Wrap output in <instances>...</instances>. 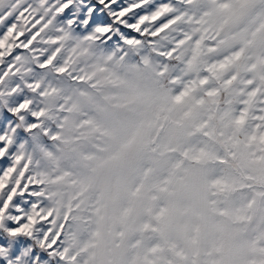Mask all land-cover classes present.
<instances>
[{
    "label": "clouds",
    "instance_id": "clouds-1",
    "mask_svg": "<svg viewBox=\"0 0 264 264\" xmlns=\"http://www.w3.org/2000/svg\"><path fill=\"white\" fill-rule=\"evenodd\" d=\"M34 2L0 0V30L33 13L26 40L0 43V128L30 162L25 215L39 208L47 222L15 233L0 219V264H134L128 240L145 216L184 264H264V201L230 198L234 170L255 154L236 141L252 104L241 73L252 64L264 90V48L231 59L241 41L223 0L181 13L175 43L89 26L82 0L59 16Z\"/></svg>",
    "mask_w": 264,
    "mask_h": 264
},
{
    "label": "rangeland",
    "instance_id": "rangeland-1",
    "mask_svg": "<svg viewBox=\"0 0 264 264\" xmlns=\"http://www.w3.org/2000/svg\"><path fill=\"white\" fill-rule=\"evenodd\" d=\"M213 2L215 0H193V4L189 5L187 0H122V6H127L130 11L133 5H135L137 11H143L140 18L136 20L132 28L133 31H136L137 28L140 31H143L145 28L152 32L159 31L161 35H167L168 41L175 43L174 37L183 28L182 21L177 19L181 13L186 14L183 19L187 20L188 15L198 11L200 7ZM38 4L39 0H35L33 8ZM44 7L49 8L50 12H56L57 9L63 7V4L62 2L57 4L56 0H47ZM221 7L231 10L232 30L229 34L232 39L241 41V43L237 44L231 59L240 60L248 48H251L253 45H256L257 48H264V0H223ZM42 14L43 12L41 11ZM60 14L62 12L57 13L58 16ZM32 16L33 13L30 9L28 13H25L19 19V23L10 33L6 29L0 30L5 33L0 38L5 48H7L9 43H12L13 47H15L16 43L20 39H23L21 36L28 32ZM162 18H165L167 22H162ZM177 25L179 27H177L176 32L170 31L171 26ZM157 43L158 46H163L165 41H158ZM2 50L0 49V51ZM250 58L254 59V57ZM2 59L4 58L0 57V60ZM4 70L6 71L7 68ZM253 71H255L253 65L248 64L241 73L243 79L240 85V95L245 100L249 96H252V104L249 107L245 124L249 128V131L238 134L236 141H245L249 145L250 152H254L255 154L243 160L239 167L234 170V180L232 182L233 191L230 194V198L237 203L248 202L255 205L264 201V169L259 167L252 168L250 166L251 164L259 165L264 163V135H261L260 129L256 127L258 124L264 125V119H262L264 118V90L254 87L257 80L252 79ZM0 76H3V71H0ZM260 78L264 77H257V79ZM0 90H3V84H0ZM245 107L248 106L244 103H239L236 106V115L240 116ZM253 130H255L256 134H253ZM0 152H6L10 161V167L5 175L0 177V197H18L22 195L21 182L25 180L26 173L29 171L30 162L26 157L18 158V152L10 153L9 148L2 149ZM215 163L223 164L225 161L217 158ZM217 171L223 175L219 169ZM30 184L31 180L27 177L24 189L26 190L27 185ZM9 185L13 186V191H7ZM225 185L226 181L221 180L219 182L221 188L225 187ZM7 203L10 204L11 200L9 199ZM28 211L31 212V209ZM38 212L39 208H36L35 212L28 215L27 223L21 225L23 231L25 229L32 231L47 222L43 214L36 215ZM5 216L10 217V220L13 219L8 214L7 209L0 211V219ZM140 228H142V231L136 229V226H134L135 230H133L128 240V247L134 252V264H184L185 260L188 259L180 248H174L171 242H166V237L162 233L156 220L149 221L148 217L145 216L140 221Z\"/></svg>",
    "mask_w": 264,
    "mask_h": 264
},
{
    "label": "snow or ice",
    "instance_id": "snow-or-ice-1",
    "mask_svg": "<svg viewBox=\"0 0 264 264\" xmlns=\"http://www.w3.org/2000/svg\"><path fill=\"white\" fill-rule=\"evenodd\" d=\"M63 7L60 8V12H65L67 9L73 7L75 0L70 3L69 0H61ZM82 14L81 20H87L89 26H95L101 31L109 32L112 29H119V31L127 36L132 31L136 20L140 18L143 11H137L135 5L129 11L127 6H122V0H82ZM127 12V15H126ZM25 13H17V20L24 16ZM3 23V21H0ZM16 26L15 22L8 25L6 31L10 33ZM4 31H0V38L4 36ZM23 39L28 37L25 34L21 36ZM2 43V40H0ZM8 141L7 134L0 128V150L5 149V143ZM10 167V161L6 152H0V177L4 176L8 168ZM27 181L21 182L22 195L18 197H0V211L7 209L8 214L13 218L9 221V227L15 230V233L23 232L21 225L26 224L28 216L25 213L29 210L30 205L28 202V191L24 189V185ZM7 191H13V186L9 185ZM11 203H7L8 200Z\"/></svg>",
    "mask_w": 264,
    "mask_h": 264
}]
</instances>
